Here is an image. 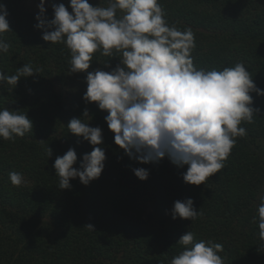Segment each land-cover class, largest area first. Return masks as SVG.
<instances>
[{"label": "trees", "instance_id": "16d2710c", "mask_svg": "<svg viewBox=\"0 0 264 264\" xmlns=\"http://www.w3.org/2000/svg\"><path fill=\"white\" fill-rule=\"evenodd\" d=\"M45 18L54 16L47 0ZM6 5L10 31L2 34L11 45L0 54V71L13 75L24 64L41 68L33 77L21 78L17 87H0V109L21 111L33 130L15 141L0 138V264H170L183 246L177 244L188 231L194 242L212 240L223 245V264H264V241L259 238L256 216L264 195V96L251 93L259 109L254 123L243 122L247 135L237 137L224 168L206 184H187L180 168L167 157L142 164L114 142L104 119L108 113L83 99L87 72L70 73L71 53L66 45L43 40L37 29L39 10L30 11L24 0H0ZM108 6V0H89ZM168 23L191 28L194 66L222 70L243 63L255 84L264 89V0H159ZM119 54H93L88 71H111ZM110 63L111 68L104 64ZM85 108L89 118L84 117ZM80 118L100 127L106 152L101 176L89 185L79 178L70 189H59L55 159L74 148L79 168L83 154L93 146L69 132L67 124ZM42 140V141H41ZM50 146L52 157L46 155ZM150 175L140 180L133 169ZM21 173L25 183L13 186L10 172ZM191 198L195 221L173 219L177 200ZM92 224L94 231L85 225Z\"/></svg>", "mask_w": 264, "mask_h": 264}, {"label": "clouds", "instance_id": "9594fccd", "mask_svg": "<svg viewBox=\"0 0 264 264\" xmlns=\"http://www.w3.org/2000/svg\"><path fill=\"white\" fill-rule=\"evenodd\" d=\"M47 0H40L36 16L37 29H44L43 40L61 43L70 50V73L87 72V90L83 99L95 102L106 111L108 128L115 134L114 142L130 158L142 163H158L167 157L174 165L187 171L183 180L199 186L224 168V161L235 146L237 137L247 135L243 122L254 123L259 109L252 107L251 93L264 96L245 65L236 63L222 70L196 68L192 57L195 47L191 28L178 29L169 24L159 0H108V6H93L89 0H70L53 4L54 16L45 18ZM6 5L0 3V54L11 45L2 34L10 31ZM101 51L106 57L119 54L120 62L111 71L91 67L93 54ZM24 64L15 74L0 71V87L13 91L21 78L39 74ZM84 117L89 118L85 108ZM69 132L82 137L92 146L83 154L80 167L74 148L54 162L59 189H70L71 180L79 178L84 185L98 179L107 159L100 127H90L80 118L67 124ZM33 130L27 114L8 108L0 109V138L15 141ZM42 141V140H41ZM50 158L53 150L45 149ZM142 181L149 178L145 168L133 169ZM13 186L25 183L21 173L10 172ZM256 216L259 238L264 241V195L259 197ZM173 219L195 221L203 213L194 207L191 198L177 200L171 209ZM94 231L92 224L85 225ZM183 250L170 264H223L219 253L223 245L212 240L194 242L188 231L179 239Z\"/></svg>", "mask_w": 264, "mask_h": 264}, {"label": "rangeland", "instance_id": "374dc122", "mask_svg": "<svg viewBox=\"0 0 264 264\" xmlns=\"http://www.w3.org/2000/svg\"><path fill=\"white\" fill-rule=\"evenodd\" d=\"M25 1V5L28 8V10L30 11H37L39 10L38 5L40 3V0H24ZM49 3L46 2L45 7H48Z\"/></svg>", "mask_w": 264, "mask_h": 264}]
</instances>
